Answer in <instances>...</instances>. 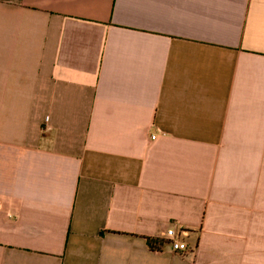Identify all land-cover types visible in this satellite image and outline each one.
I'll return each mask as SVG.
<instances>
[{"label": "crops", "instance_id": "0c3cea01", "mask_svg": "<svg viewBox=\"0 0 264 264\" xmlns=\"http://www.w3.org/2000/svg\"><path fill=\"white\" fill-rule=\"evenodd\" d=\"M0 264H264V0H0Z\"/></svg>", "mask_w": 264, "mask_h": 264}, {"label": "built area", "instance_id": "2783aa9c", "mask_svg": "<svg viewBox=\"0 0 264 264\" xmlns=\"http://www.w3.org/2000/svg\"><path fill=\"white\" fill-rule=\"evenodd\" d=\"M156 138V135H152ZM168 239L171 242L172 248L175 252H187L189 249L188 243L181 238V232H177L174 228H169L166 232Z\"/></svg>", "mask_w": 264, "mask_h": 264}, {"label": "trees", "instance_id": "16d2710c", "mask_svg": "<svg viewBox=\"0 0 264 264\" xmlns=\"http://www.w3.org/2000/svg\"><path fill=\"white\" fill-rule=\"evenodd\" d=\"M155 241H156L157 243H158V242H161V241H158V240H155Z\"/></svg>", "mask_w": 264, "mask_h": 264}]
</instances>
